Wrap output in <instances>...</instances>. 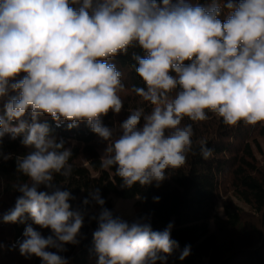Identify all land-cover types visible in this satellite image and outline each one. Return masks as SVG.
<instances>
[{
    "label": "clouds",
    "instance_id": "obj_1",
    "mask_svg": "<svg viewBox=\"0 0 264 264\" xmlns=\"http://www.w3.org/2000/svg\"><path fill=\"white\" fill-rule=\"evenodd\" d=\"M133 42L146 53L134 57L146 87L133 91L151 107L131 109L114 135L101 117L121 112L125 86L108 60ZM0 100V140L23 135L21 143L30 149L16 158L17 171L28 179L18 184L21 195L2 221L30 219L49 228L45 237L28 225L20 254L42 264H68L59 253L65 244L78 243L84 212L72 207L76 197L55 177L72 176V152L38 118L51 117L57 127L68 121L69 129L87 121L108 142L100 167L115 166L121 187H159L169 169L196 155L193 126L182 125L185 117L206 121L208 110L227 125L264 122V0H213L207 7L188 0H0ZM207 145L199 142L204 159L214 151ZM89 195L101 206L90 217L97 223V264H166L179 247L171 223L155 231L146 217L129 222L114 216L103 207L99 189ZM189 254L186 245L179 258Z\"/></svg>",
    "mask_w": 264,
    "mask_h": 264
},
{
    "label": "trees",
    "instance_id": "obj_2",
    "mask_svg": "<svg viewBox=\"0 0 264 264\" xmlns=\"http://www.w3.org/2000/svg\"><path fill=\"white\" fill-rule=\"evenodd\" d=\"M188 2L207 7L213 0ZM219 2L223 5L228 0ZM225 16L226 10L222 7L219 18L223 20ZM145 55L138 43L133 42L125 53H118L108 60L121 73L125 86L119 93L123 101L121 112L116 114L109 110L101 117L102 124L112 129L114 135L120 134L119 125L131 109L144 107L150 111L148 102L133 91L134 87H146L136 72L138 63L134 58ZM170 75L175 73L170 72ZM205 111L209 116L206 121L193 122L187 117L182 120V125L193 126L196 155L190 153L182 168L169 169L168 178L159 187L155 183L121 187L115 166L112 169L100 167L99 152L105 151L108 142L92 132L87 121L82 120L69 129L68 121L57 127L51 117L38 118V122L46 121L52 129L51 134L58 140L63 139L65 147L72 152L69 160L73 167L72 176L67 180L59 175L55 177L62 190L66 188L76 197L70 201L72 207L84 212L83 226L76 238L78 243L65 244L66 250L59 253L68 264H97L93 242L97 223L90 217L98 215L101 206L91 201L89 195L95 189H99L105 200L103 207L112 211L114 216L118 214L111 203L112 195L120 199L137 198L140 207L137 218L146 217L155 231H162L172 224L171 238L179 247L167 256L166 264H264V122L249 125L241 121L237 125H227L221 117ZM2 113L3 101L0 100ZM25 118H29L27 114ZM140 123L143 124L142 118ZM22 139L23 135L13 140L10 134H5L0 140V154H11L7 160L0 155V264H42L39 257L22 256L19 243L25 239L23 233L28 225L45 237L51 234L49 228H41L30 219L23 224L2 221V216L14 207L16 198L21 195L18 184L28 179L16 169V158L30 151L21 143ZM201 140L207 141V146L214 149L208 159L199 154ZM40 190H44L43 186ZM156 197L158 201L154 199ZM85 198L90 201L88 205L82 203ZM186 245H190V254L181 260L179 257Z\"/></svg>",
    "mask_w": 264,
    "mask_h": 264
},
{
    "label": "rangeland",
    "instance_id": "obj_3",
    "mask_svg": "<svg viewBox=\"0 0 264 264\" xmlns=\"http://www.w3.org/2000/svg\"><path fill=\"white\" fill-rule=\"evenodd\" d=\"M103 154H104V151L99 152L100 158L102 157ZM110 198H111V203H112L113 209L118 214L119 217H121V218H123L129 222H131L132 220L137 218V216L140 212L139 201L137 198L136 199L135 198H133V199H120V198H117L113 195ZM220 202H222V200ZM221 210H222V206H221V203H219L220 214H222ZM211 228H213L212 225H211ZM241 240H244V239L242 238ZM237 241L239 243V239Z\"/></svg>",
    "mask_w": 264,
    "mask_h": 264
}]
</instances>
